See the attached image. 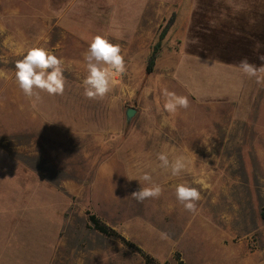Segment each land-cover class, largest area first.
<instances>
[{"label":"rangeland","instance_id":"1","mask_svg":"<svg viewBox=\"0 0 264 264\" xmlns=\"http://www.w3.org/2000/svg\"><path fill=\"white\" fill-rule=\"evenodd\" d=\"M239 4L249 3L0 0V264H145L93 231L91 214L157 264H264V103L201 101L184 69L207 41L223 45L220 25ZM96 35L120 45L127 68L112 75L103 100L87 99L82 86L83 53ZM35 46L64 60L62 96L33 102L19 89L15 63ZM164 88L190 107L164 112ZM128 109L135 114L126 122ZM161 152L170 162L183 157L185 169L173 176L161 168ZM145 172L163 193L138 202L131 194L151 186L139 181ZM179 184L201 192L195 214L176 200ZM14 186L21 189L6 193ZM20 196L40 229L24 219V233L10 235L14 223L2 210Z\"/></svg>","mask_w":264,"mask_h":264},{"label":"clouds","instance_id":"2","mask_svg":"<svg viewBox=\"0 0 264 264\" xmlns=\"http://www.w3.org/2000/svg\"><path fill=\"white\" fill-rule=\"evenodd\" d=\"M259 47L260 44L257 43V48ZM260 59L264 61V55L260 56ZM83 66L86 70V76L82 81L83 95L90 100H103L112 91V75L114 73L123 75L127 71L120 45L111 43L102 35H96L90 41L86 52L83 53ZM238 70L243 76L255 78L258 84L264 85V63L256 66L245 58L240 61ZM64 71L62 58H58L46 48L35 46L28 49L23 59L16 61L15 80L24 96L36 102L41 99V93L49 96L64 94L67 84ZM162 96L163 111L171 116H175L180 109L187 110L190 107L187 96L178 95L167 88L162 89ZM157 106L159 109V102ZM157 158L160 161L159 166L165 170L170 169L173 176H178L186 167L183 157H177L170 162L168 155L161 152ZM141 180L149 182L151 186L134 191L131 194L133 199L143 202L146 199H158L162 195V187L152 183L149 173L145 172L139 179L140 183ZM175 197L186 211L193 214L197 212V202L202 199L201 192L187 184L176 186ZM162 238H166V234H162Z\"/></svg>","mask_w":264,"mask_h":264},{"label":"crops","instance_id":"3","mask_svg":"<svg viewBox=\"0 0 264 264\" xmlns=\"http://www.w3.org/2000/svg\"><path fill=\"white\" fill-rule=\"evenodd\" d=\"M232 1L249 4L236 5L235 9L231 10L234 20L226 19V23L220 25L219 29L225 34L223 37H226L223 45L216 40L212 44L207 41L206 49H199L197 55L188 56L189 66L185 65L184 69H189L188 76L192 87L195 86L198 91L199 100L234 104L246 98L251 102L246 103L250 107H255L264 103V85L258 84L255 78L243 76L238 70V65L245 58L256 66L264 63L260 59V56L264 55V0ZM205 23V31H210V23L207 20ZM257 43L260 44L259 48ZM231 44H237V47L231 48ZM232 52L237 53L238 56H234ZM19 187H10L6 193L12 195L21 189ZM33 211L34 208L31 209L29 202L26 204L24 196L17 198V203L8 207L7 210H2L3 214L11 215L14 223L10 235H16L15 232L19 235L23 234L25 220L27 226L30 223L32 231L40 229V225L36 226L39 221L36 218L37 215H32ZM30 212L34 217H31V221H29ZM42 225L43 229L44 224ZM4 255H0V258H4Z\"/></svg>","mask_w":264,"mask_h":264},{"label":"trees","instance_id":"4","mask_svg":"<svg viewBox=\"0 0 264 264\" xmlns=\"http://www.w3.org/2000/svg\"><path fill=\"white\" fill-rule=\"evenodd\" d=\"M169 26L167 25L163 31L159 34L157 42L151 49L150 55L147 60V65L145 72L146 74L152 73L154 66H155V61L158 58L159 52L161 50V44L162 41L164 40L166 33L168 31ZM88 222L90 228L98 233L99 235L107 238H112L117 241H119L121 244L124 246L128 247L131 249V251L137 253L140 257L143 258L145 264H157L154 262L152 258H150L148 255H146L140 248L135 246L134 244L129 243L123 236H121L119 233L114 231L112 228L106 226L104 223H102L95 215L91 214L88 216ZM181 264V262L179 263Z\"/></svg>","mask_w":264,"mask_h":264},{"label":"water","instance_id":"5","mask_svg":"<svg viewBox=\"0 0 264 264\" xmlns=\"http://www.w3.org/2000/svg\"><path fill=\"white\" fill-rule=\"evenodd\" d=\"M134 114H135V111H133L131 109L126 110V112H125L126 122H129L130 119L134 116Z\"/></svg>","mask_w":264,"mask_h":264}]
</instances>
